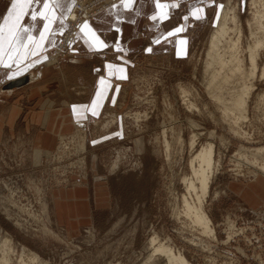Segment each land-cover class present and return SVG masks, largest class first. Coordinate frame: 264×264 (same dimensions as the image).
<instances>
[{"label": "rangeland", "instance_id": "obj_1", "mask_svg": "<svg viewBox=\"0 0 264 264\" xmlns=\"http://www.w3.org/2000/svg\"><path fill=\"white\" fill-rule=\"evenodd\" d=\"M218 1L216 19L190 29L185 52L141 47L103 113L59 135L48 155L36 159L41 154L34 148L0 141V240L12 238L9 246L0 244V264L4 248L10 264H20L22 255L26 264H167L161 253L150 258L155 234L189 264H264V175L252 165L254 150L264 148V76L261 70L253 80L247 120L236 112L230 126L203 85L210 38L227 3ZM233 1L248 35L251 0ZM73 44L61 63L72 60L77 34ZM261 62L263 68L264 50ZM181 88L200 112L187 110ZM194 132L202 134L195 150L213 141L220 160L205 202L211 235L183 210ZM80 185L95 193L93 222L65 229L53 216L52 192Z\"/></svg>", "mask_w": 264, "mask_h": 264}, {"label": "crops", "instance_id": "obj_2", "mask_svg": "<svg viewBox=\"0 0 264 264\" xmlns=\"http://www.w3.org/2000/svg\"><path fill=\"white\" fill-rule=\"evenodd\" d=\"M75 1L0 0V141L34 148L41 154L36 159L54 150L59 135L103 113L141 47L147 53L185 52L190 29L216 19L219 3L122 0L80 27L72 60L46 65ZM23 78L24 85L5 88ZM51 200L59 226L79 229L93 222L90 187H58Z\"/></svg>", "mask_w": 264, "mask_h": 264}, {"label": "bare ground", "instance_id": "obj_3", "mask_svg": "<svg viewBox=\"0 0 264 264\" xmlns=\"http://www.w3.org/2000/svg\"><path fill=\"white\" fill-rule=\"evenodd\" d=\"M250 8L252 9V15L251 18L247 20L249 34L246 35L244 24L239 14V4L234 3L233 0H227L226 6L211 35L209 49L207 51L203 85L209 98L216 105L217 109L222 112L224 120L228 121L230 126L231 118L236 112L240 115L239 118L247 120L250 99L255 86L253 80H256L258 72L261 70L262 76H264V66L261 68L262 51L264 50V0H251ZM71 11L66 17L63 28L60 31V38L62 34L68 33L72 28L70 21L72 20L73 22L76 19V14H71ZM89 20V18L87 20H82L78 25L79 29L80 26ZM244 40H246V42ZM58 43L55 47L58 46ZM65 47L66 46H63L61 50L58 49L55 52H50L51 54H47L45 63L50 66L60 62L64 57L62 52ZM2 88L3 86L0 85V90ZM180 96H182V101L187 110L191 112L198 110L200 112L201 109H199L194 102L192 93L185 88H181ZM141 115L142 114L136 112L133 116L139 119ZM189 121L194 131L199 129V125L193 119ZM237 122H239V120H237ZM84 129L85 128H81L77 133L79 134L84 131ZM163 132L168 151L170 148V141L168 137H166V129ZM201 136V133L194 132L191 137V175H186L182 181H184L187 195L192 196V201H190L187 195H184L183 210L186 217L202 230V233L211 235L214 233V228L212 220L206 211L205 202L210 194V184L215 173L219 169L220 160L216 158L215 145L212 143V140V142L202 144L200 149L195 150ZM210 136L214 137L215 132H211ZM263 150L264 148L254 150L256 153L252 154L254 160L252 165L257 172H261L264 175V157L261 158V161L258 160ZM240 155L244 156L246 159L249 158L243 153H240ZM156 235L157 234H155L150 241V248L152 250L150 258L161 253L166 257L165 260L167 264H189L181 253H176L172 247L161 242L159 236ZM11 242L12 238L8 236L0 240V244L4 246H9ZM7 253V248H4L2 264L11 263L8 261ZM21 258L22 261L20 264H26L23 255ZM30 258L35 261L38 259L34 254H30Z\"/></svg>", "mask_w": 264, "mask_h": 264}, {"label": "built area", "instance_id": "obj_4", "mask_svg": "<svg viewBox=\"0 0 264 264\" xmlns=\"http://www.w3.org/2000/svg\"><path fill=\"white\" fill-rule=\"evenodd\" d=\"M120 1L122 0H76L71 11V14H76V19L73 22L72 20L70 21L72 28L68 33L62 34L55 51H57L58 49L61 50L63 46H66L62 53L64 54V56H66L65 53L71 54L72 49L75 48L73 46L75 44L73 43L75 41V36L79 30L78 25L80 24V22L82 20H87L88 18L90 19L94 17L95 15L108 9L109 7L115 5Z\"/></svg>", "mask_w": 264, "mask_h": 264}, {"label": "water", "instance_id": "obj_5", "mask_svg": "<svg viewBox=\"0 0 264 264\" xmlns=\"http://www.w3.org/2000/svg\"><path fill=\"white\" fill-rule=\"evenodd\" d=\"M24 83H25V78L19 79V80H14L11 83L7 84L5 88L6 89H12L14 87H19L21 85H24Z\"/></svg>", "mask_w": 264, "mask_h": 264}, {"label": "snow or ice", "instance_id": "obj_6", "mask_svg": "<svg viewBox=\"0 0 264 264\" xmlns=\"http://www.w3.org/2000/svg\"><path fill=\"white\" fill-rule=\"evenodd\" d=\"M24 2L27 4V3H30L31 0H24ZM197 18L199 19V17H197ZM93 114H96L95 111H94V109H93Z\"/></svg>", "mask_w": 264, "mask_h": 264}]
</instances>
